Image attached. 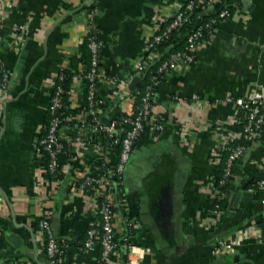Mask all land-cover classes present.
<instances>
[{
	"label": "crops",
	"instance_id": "crops-1",
	"mask_svg": "<svg viewBox=\"0 0 264 264\" xmlns=\"http://www.w3.org/2000/svg\"><path fill=\"white\" fill-rule=\"evenodd\" d=\"M187 1L0 0V69L9 77L0 88V264H49L37 229L44 211L65 248L62 264H128L121 250L106 262L98 246L81 250L105 198L115 207V237L134 247L133 264H264L258 229L264 219L258 185L264 130L235 163L229 207L218 220L212 216L211 158L230 138L235 102L256 93L264 99V0H240V9L220 23L193 65L164 74L120 188L107 181L118 145L85 124V40L93 35L102 44L96 96L105 108H97V115L110 124L132 115L139 85L130 89L135 66L152 35ZM62 71L72 75L70 114L59 129L64 151L62 174L55 177L35 148ZM85 176L99 182L72 195ZM231 241L237 243L232 253L218 247Z\"/></svg>",
	"mask_w": 264,
	"mask_h": 264
},
{
	"label": "built area",
	"instance_id": "built-area-1",
	"mask_svg": "<svg viewBox=\"0 0 264 264\" xmlns=\"http://www.w3.org/2000/svg\"><path fill=\"white\" fill-rule=\"evenodd\" d=\"M222 0H188L183 8L174 13L165 25L155 34L147 43L146 53H150L148 56H143L135 66V71L132 78H138L139 83L143 80L145 73L147 72L148 64L153 62L157 57L159 45L170 39L173 33L182 28L184 25L194 24L190 32L186 34V46L184 50L171 53L160 65L158 72L164 76L168 71L175 69L180 65H192L196 61V53L199 49L203 48L209 39L213 36L215 24H220L222 21L228 19L231 15L225 8L219 11H214V8L221 3ZM201 7V12L195 14V9ZM213 10L214 17L210 19L203 27L196 28L201 22V17L210 13ZM95 11H91V15ZM2 18L0 17V29L2 28ZM193 26V25H192ZM203 32L206 34V38L203 40ZM88 48L92 55L91 64L89 70L82 74L81 81L85 80L86 85V101H87V114L86 125L87 127L97 134H103L105 136H111L115 145L119 146L118 161L115 165V170L112 175H109L107 181H113L117 188L123 185V171L125 165L128 163L131 156L132 149L136 141L141 136L144 127L150 122L151 112L153 109V89L159 86V80L152 77L150 84L144 89V94L141 99V104L137 107L135 115L131 118H125L122 121H112L110 124H103L97 115V107L95 106L96 97V82L100 78L99 74V53L102 48L100 41H96L93 37H88ZM9 81L7 73L0 69V88L5 89ZM61 96L62 89L57 87L52 95L49 110L51 115L61 108ZM230 102V100H226ZM237 107L236 118L233 124L240 127L239 131H232L227 143L216 148L213 153V162L219 163L221 155L227 153L225 159V166L223 169V178L227 179L233 174L235 163L239 158L245 154L247 148L252 143L257 142L264 130V99L259 93L251 95L247 99H239L234 104ZM239 115V116H238ZM64 120L69 121V117L60 119L53 115L50 119L49 125L45 128L43 135L38 139V144L35 148V154L37 157H41L42 153H45L48 157L47 171L51 176H61L60 156L64 151V146L59 139V129ZM129 127L121 136L124 126ZM118 128L122 131L120 136L118 134ZM160 125H155V131H160ZM225 181V180H224ZM99 180L91 176H85L82 181L72 189L71 194L76 195L78 193H85L92 187H94ZM109 182V181H108ZM222 184V182H221ZM260 189L264 192V170L262 177L258 183ZM222 198L228 197L225 193L219 194ZM113 202L109 198H105L99 204L97 209V220L93 222L86 232V238L81 248L82 251H90L94 247L98 246L101 250V260L103 262L108 261L111 257L118 253L119 250L123 251L127 258L128 264H133L131 255L134 254V247L128 242H124L118 245L115 241V231L113 226ZM212 216L215 220H218L221 213L217 206L213 207ZM37 229L40 233L44 244L45 253L49 264H62L65 256L64 246L56 239L51 222L50 213L44 211L37 223ZM260 232L259 240L264 242V219L261 221V225L258 227ZM237 243L231 241L229 243H220L218 247L221 250L232 253ZM5 264H21L17 261L7 262Z\"/></svg>",
	"mask_w": 264,
	"mask_h": 264
},
{
	"label": "trees",
	"instance_id": "trees-1",
	"mask_svg": "<svg viewBox=\"0 0 264 264\" xmlns=\"http://www.w3.org/2000/svg\"><path fill=\"white\" fill-rule=\"evenodd\" d=\"M241 7V3L240 0H222L221 3L219 5H217L214 8V11H219L222 8H225L229 13H233L234 11L240 9ZM94 9V8H92ZM201 7H197L195 9V14L200 13L201 12ZM214 17V13L213 10L210 11V13H208L205 16L201 17V22L198 24V26H196V28L199 27H203L205 23H207L210 19H212ZM193 25V26H192ZM220 24H215L212 26V28H214V30H217ZM193 28H195L194 24L191 23V25H184L182 28L176 30L172 37L164 42H162L159 45V49H158V55L156 58H154L153 62H151L150 64H148V69L147 72L145 73L143 80L139 83L137 90L134 91V98H135V108L133 111V115L132 117L135 115L136 113V109L137 107L141 104V99L143 97L144 94V89L147 85L150 84V79L152 77L156 78L157 80H159V84H161L163 82V76L158 72V69L161 65V63L171 54V53H175L181 50H184L185 46H186V34L188 32H190ZM89 37H93L96 41H100L99 39H97V37L90 35ZM203 40L206 38V34L205 32H203ZM88 39V38H87ZM85 40L83 46H82V53H83V74H85V72H87L89 70L90 64H91V53L90 50L88 48V40ZM150 53H146L145 56H148ZM161 55V56H160ZM193 65V64H192ZM99 68V67H98ZM72 80V75L67 72V71H62L60 73V75L57 78V81L55 82L54 85V91L57 87H60L62 89V96H61V108L58 111H55V113L53 114L56 117H59L60 119H64V118H68L69 117V110H68V93H69V86ZM82 85H83V89H84V93H85V100H86V81L82 80ZM159 86L155 87L152 91H153V99L155 97V93L157 91ZM53 91V93H54ZM155 102V99H154ZM153 102V105H154ZM95 106L97 108H101L104 109V105H101L99 103V100L97 99V96L95 97ZM86 108H87V101H86ZM53 115H51L50 110L48 108V113H47V118L45 121V125L43 127V130L40 134L43 135L45 128L48 127L50 119L53 117ZM239 116V115H238ZM125 118H131L130 116H122V117H118L116 119V121H122ZM69 122L68 120H64L60 126V128L64 125H67ZM129 127L127 125L124 126V129L122 131L121 136H123V133L128 130ZM240 127H238L237 125L233 124L232 125V130L233 131H239ZM103 135V134H101ZM39 136V137H40ZM104 136V135H103ZM38 144V143H37ZM119 149V146H118ZM120 150V149H119ZM118 150V152H119ZM227 157V153H223L221 155V160L219 163H216V174L215 177L213 178V187L215 189V197H214V206L218 207L219 212L222 214L223 211L228 209V197L222 198L219 194L225 193V195H228L232 185H233V174L231 177H228L227 179L223 178V169H224V162L225 159ZM38 161H40V163L47 167L48 165V157L45 153L41 154V157H37ZM211 158H213V156H211ZM234 173V170H233ZM60 177V176H59ZM225 180V181H224ZM222 182V184H221ZM114 206L112 207V210L114 211ZM261 225V223H260ZM115 241L118 245H120L122 242H120L116 237H115Z\"/></svg>",
	"mask_w": 264,
	"mask_h": 264
},
{
	"label": "water",
	"instance_id": "water-1",
	"mask_svg": "<svg viewBox=\"0 0 264 264\" xmlns=\"http://www.w3.org/2000/svg\"><path fill=\"white\" fill-rule=\"evenodd\" d=\"M138 83H139V79H138V78H134V79L131 81V83H130V89H131V90H134V89L137 87ZM244 189H245V187H242L241 190H244ZM248 196H249V194H248L247 192L244 193V197H248Z\"/></svg>",
	"mask_w": 264,
	"mask_h": 264
}]
</instances>
